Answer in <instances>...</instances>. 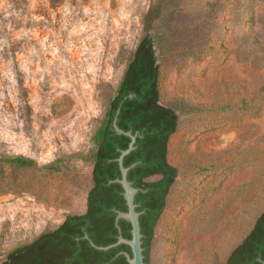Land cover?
I'll return each mask as SVG.
<instances>
[{
    "label": "rangeland",
    "instance_id": "rangeland-1",
    "mask_svg": "<svg viewBox=\"0 0 264 264\" xmlns=\"http://www.w3.org/2000/svg\"><path fill=\"white\" fill-rule=\"evenodd\" d=\"M152 17L177 176L148 264H224L264 207V0H0V263L82 213L92 135Z\"/></svg>",
    "mask_w": 264,
    "mask_h": 264
},
{
    "label": "trees",
    "instance_id": "trees-1",
    "mask_svg": "<svg viewBox=\"0 0 264 264\" xmlns=\"http://www.w3.org/2000/svg\"><path fill=\"white\" fill-rule=\"evenodd\" d=\"M155 41L148 12L143 33L92 135V183L84 212L66 214L54 228L11 249L0 264H128L126 253H132L127 244L100 248L115 243L119 235L131 238L130 221L116 219L118 211L128 209L124 189L115 181L121 175L116 158L128 147L130 137L114 130L115 118L123 131L138 132L135 147L124 156L123 165L129 167L127 179L137 188L134 203L140 212L141 246L148 264L154 228L177 176V168L168 161V146L178 126V115L160 100ZM0 162L36 167L46 173L62 169L58 161L37 165L24 155L0 156ZM224 264H264V207L231 248Z\"/></svg>",
    "mask_w": 264,
    "mask_h": 264
},
{
    "label": "water",
    "instance_id": "water-1",
    "mask_svg": "<svg viewBox=\"0 0 264 264\" xmlns=\"http://www.w3.org/2000/svg\"><path fill=\"white\" fill-rule=\"evenodd\" d=\"M119 109H117V113ZM113 128L117 133H123L130 137V141L128 147L120 151L119 156L116 158L120 168V177L115 179L124 189L123 196L127 204V211H118L116 219L124 218L131 223V238H124L123 236L119 235L118 239L115 243L110 244L106 247L100 248H108L111 246H116L119 244H127L131 248V255L126 253L128 264H145L144 262V254H143V247L141 246V237L142 234L140 232V225H139V214L140 212L136 211V204L134 203V195L137 192V188L132 186L131 182L127 179V172L129 167H125L123 165V158L127 155L132 149H134V143L138 132L132 133L131 131H123L117 126L116 118L113 121Z\"/></svg>",
    "mask_w": 264,
    "mask_h": 264
}]
</instances>
